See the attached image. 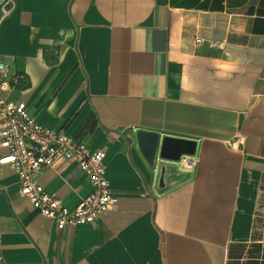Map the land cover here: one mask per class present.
Returning a JSON list of instances; mask_svg holds the SVG:
<instances>
[{
	"label": "crops",
	"instance_id": "0c3cea01",
	"mask_svg": "<svg viewBox=\"0 0 264 264\" xmlns=\"http://www.w3.org/2000/svg\"><path fill=\"white\" fill-rule=\"evenodd\" d=\"M0 60L118 198L61 230L0 166L4 264H264V0H16ZM39 182L69 208L93 191L73 160Z\"/></svg>",
	"mask_w": 264,
	"mask_h": 264
},
{
	"label": "built area",
	"instance_id": "2783aa9c",
	"mask_svg": "<svg viewBox=\"0 0 264 264\" xmlns=\"http://www.w3.org/2000/svg\"><path fill=\"white\" fill-rule=\"evenodd\" d=\"M16 0H0V23L13 13ZM24 76L10 77L6 62L0 60V166L17 171L21 195L45 218L54 220L59 229L94 222L118 202L106 176L103 149L91 150L65 130L42 126L30 113L25 101L11 94ZM76 161L93 185V191L75 208L66 206L56 194L46 192L39 182L41 174L57 160ZM0 264H4L0 240Z\"/></svg>",
	"mask_w": 264,
	"mask_h": 264
},
{
	"label": "water",
	"instance_id": "95a60500",
	"mask_svg": "<svg viewBox=\"0 0 264 264\" xmlns=\"http://www.w3.org/2000/svg\"><path fill=\"white\" fill-rule=\"evenodd\" d=\"M146 135H154V134L152 132H147V131H144V130H139L137 132V136H138L139 139L144 138V136H146ZM156 148H157L156 143H154V145L149 147L147 155L149 156L150 161L154 160L155 153H156Z\"/></svg>",
	"mask_w": 264,
	"mask_h": 264
}]
</instances>
